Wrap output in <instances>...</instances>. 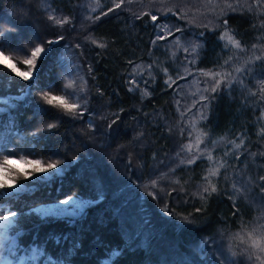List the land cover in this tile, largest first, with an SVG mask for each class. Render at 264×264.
Segmentation results:
<instances>
[{
	"label": "trees",
	"instance_id": "trees-1",
	"mask_svg": "<svg viewBox=\"0 0 264 264\" xmlns=\"http://www.w3.org/2000/svg\"><path fill=\"white\" fill-rule=\"evenodd\" d=\"M235 1L245 8L232 3L233 11L209 25L191 26L188 16L166 8L170 3L162 13L153 10L159 0H0V44L10 45L5 55L19 70L27 71L21 62L36 46L51 48L37 60L30 96L5 114L14 119L0 128V150L7 149L0 160L14 152V159H38L45 166L60 161L48 173L16 177L23 191L0 198V206H7L0 215L17 212L10 247L0 257L11 249L8 258L29 264L21 258L42 246L62 264H244L241 253L237 262L229 258L235 239L228 240L263 225L254 205H264V85L251 86L242 76L244 89L231 85L201 95L191 86L195 71L203 88L205 73L238 66L232 64L237 51L225 46L223 33L244 52H264V14L253 2ZM261 68L264 63L254 64L252 74ZM33 80L0 65V97L22 95ZM69 81L72 87H66ZM44 93L79 108L66 112L48 105ZM199 97L207 108L199 111L198 128L223 143L214 157L224 167L209 183L208 160L187 165L180 154L189 140L185 127L203 106ZM28 166L23 171H31ZM36 176L44 179L34 183ZM240 183L247 194L237 195ZM69 197L97 203L74 223L34 212ZM130 206L137 214L129 216ZM63 236L68 240L57 243Z\"/></svg>",
	"mask_w": 264,
	"mask_h": 264
},
{
	"label": "rangeland",
	"instance_id": "rangeland-1",
	"mask_svg": "<svg viewBox=\"0 0 264 264\" xmlns=\"http://www.w3.org/2000/svg\"><path fill=\"white\" fill-rule=\"evenodd\" d=\"M245 1H243L241 3L249 5L250 2H253L261 10V12L264 14V0H254V1L245 0ZM159 2L160 3L158 4V6H155L154 9L152 8L153 10H155L156 12L162 13L161 8L166 6L167 3H170L171 5H169L166 8H168L171 12H174L172 14H175V12L177 11L181 18L183 17L184 19H186L188 16V18H189L188 23L191 26L209 25L211 19H214L215 17H218L219 15L222 16V14H224V13H229L230 11H233L235 4H232V3H236L235 0H159ZM236 5L238 6L237 8H241V9L245 8V6H240L237 3H236ZM176 7L179 9H175ZM224 34L225 33H223L222 36H224ZM223 40L226 42V44L228 43L226 39H223ZM190 46L193 47L191 43H190ZM229 46H231V45H229ZM178 48L180 49L181 47H178ZM232 48L237 51V57H235V58L238 59L232 64H236V65L238 64V66L235 67L231 71H229V70L228 71H222V72L219 71L216 73H210L209 75H205L206 77L203 79V86H204L203 88L197 87V83H196L197 80H195V78H197V73H196V71L193 72L195 74H194V78H192V79H194V81L191 83V86H194L192 88V92H198V93H201V95H203V93H206V94L208 93L207 95H209L210 93H212V88L215 86V83L217 80L221 81L219 88L230 89L231 85H235L236 88L238 86H241L242 87L241 89H244L243 87H246L245 83H243L240 80L241 79L240 77H242V76L245 80L252 81L251 86H253L252 84H254L255 86H259L260 84L264 85V78H262L261 81H259L260 78L262 76H264V71L262 68L260 70L258 69L259 71L255 70L257 74H252L254 64L264 63V62H262V60L264 61V52H261L262 54L259 52V50H254V51L249 50V51L244 52L245 50H242L241 47L239 49H236L234 47H232ZM182 51L186 52V49L182 48ZM190 52H192V50H190ZM238 53H240L242 55L239 56ZM257 57H259V59H257ZM239 61H240V63H239ZM189 62H190V60L187 63L189 64ZM236 69H241V72H237ZM8 70H10V69H8ZM22 72H24V71H22ZM182 73L189 74V73H191V71L190 70L186 71V69H185L184 71H182ZM217 73H219V75H217ZM13 74H15V73H13ZM34 75H35V69L32 72L31 78L27 81L23 80L19 76H17V77H19L21 80H23L25 82H29V81L33 80ZM229 84H230V86H229ZM195 85H196V87H195ZM197 101H199L200 105H203V106H202L201 110H200V107L195 108V109H197V111L195 112L194 115H191L190 120L188 122L189 123L188 126L185 125L186 126L185 127L186 136H187V138H189V140L185 144H183L184 146H183V149L180 152V154L183 155V158L185 160H187V163H186L187 165H188L189 161L195 162L198 159H202V158L208 160L210 166H209V175H207V179H208V183H209V181L211 182L212 179L215 178V176L218 174V171H220L223 168V167H220V165L221 164L224 165V163L218 159H215V157H214V152H215L214 150L219 148L220 146H222L223 143L213 142V141L208 140V138L198 128V120L200 118H202V117H199V116H202V113H200L199 111L202 112V110H205V112H206L207 100L201 99V97H199ZM192 109L193 108H190V111ZM192 113H193V111H192ZM186 121H188V120L186 119ZM193 123H195V126H196L195 129H193V127H192ZM172 131H175V128L172 129ZM179 132H180V130H179ZM174 133H176V131ZM182 133H184V129L182 130ZM198 135H199V140H200L199 145H197V136ZM225 144H226V146H228L227 143H225ZM187 145H192L191 151L188 150V148L186 147ZM16 160H19V159H16ZM182 164H183V160H182V162L177 163V165H182ZM15 167L20 169L21 171L29 168V166L25 163H17V164H15ZM213 172H215L216 174L213 175ZM44 177L49 178L50 175L45 174ZM167 178L169 180H171L170 177H167ZM253 185H251V186H253ZM17 188L18 187H15V188L9 187L8 188L9 192H5V193H12L13 194V193L20 192V191H16ZM245 190H246V184L240 183V188L237 189L236 193H237V195L242 194V193L245 194L246 193ZM0 192H2V191H0ZM7 196H10V195L0 196V198L7 197ZM143 198L144 197L141 196V199H143ZM74 202H75L74 200L69 201L68 207H69L70 211H71L72 204ZM55 207H63V205L58 203V204H54V205H48L45 207H38L34 210V212L36 214H39L40 217H42L41 216V210L42 209H44V208H55ZM130 207L131 208L129 209V216L137 214V209H135L133 206H130ZM254 208L261 213L260 218L262 219L263 225H261V226L258 225V227L253 225L251 227V232L244 233V234L237 236V237L235 236L234 238L228 240V241H234V239H235V242H234L235 244L231 245L232 246V252L230 254H228L229 258L234 260V262H237V256H239V253H241L244 256V264H261V260H264V253H258L249 247L248 234L249 233L258 234L260 232H264V205L259 200V201H257V204L254 205ZM77 217H79V216L71 217V219H75ZM57 218H68L69 219V217L67 215L57 217ZM135 222H136L135 219L130 220L131 224H133ZM0 223H3V222H0ZM241 238H243V240ZM9 239H10V236L8 234V240ZM8 240L3 241L2 239H0V251L3 249L8 250V248L10 247V245L8 244ZM257 255L261 256V260L256 259ZM249 256H251V259H249ZM8 259L11 260L10 258H8ZM18 260H19V258L16 259L15 261H12L13 264H16V262H18ZM226 261H230V260L226 259Z\"/></svg>",
	"mask_w": 264,
	"mask_h": 264
},
{
	"label": "snow or ice",
	"instance_id": "snow-or-ice-1",
	"mask_svg": "<svg viewBox=\"0 0 264 264\" xmlns=\"http://www.w3.org/2000/svg\"><path fill=\"white\" fill-rule=\"evenodd\" d=\"M115 7L119 8L120 5L116 4ZM111 11V9H109ZM49 19H55L54 17H49ZM151 19L155 21L157 19V16H152ZM67 20H55L56 24L63 25L66 23ZM12 30L10 29L9 32ZM179 31V30H177ZM171 35V33H169ZM159 39H163L164 37H158ZM8 39V37H6ZM221 39H226L227 44L231 45L232 47L239 49L240 48V42L235 40L233 36L225 33L224 36L221 37ZM58 43V41H56ZM54 43V41H48V44L51 45ZM102 46V45H101ZM10 45L8 44H0V48L3 50H0V65H3L10 69L11 73H15L16 76L21 77L23 80H29L31 78L33 70L36 68L37 60L38 59H44L47 57V55L51 52V48H45L43 46H36L30 54V58L23 60L21 63L28 66L27 71H20L16 63L12 62L11 57L8 55H5V51L9 50ZM197 47H192V52H196ZM259 59V57H257ZM237 72H241V69H236ZM205 75H209L208 73H205ZM219 75V73H217ZM38 81V77L33 80L32 85L26 86V91H24L23 95L21 96H7V97H0V128H8L14 119L12 116L8 115L5 116L6 113H9L12 109L18 108L19 104L18 102L22 101L25 96H30V89L32 86H34ZM221 81L217 80L215 83V86L212 88V92H216L217 88H219ZM230 86V84H229ZM66 87H72V82L69 81ZM131 90V89H130ZM42 99L48 104L56 107H60L66 112H74L76 109L79 108V105L76 103H70L68 100L63 96H56L51 95L49 93H44L42 96ZM201 99H205V97H201ZM49 127H53V125H49ZM193 129H195V123L192 125ZM199 135L197 136V145H199ZM189 151H191L192 145L186 146ZM235 147H240V145H236ZM0 152H7V149L0 150ZM15 153H8L4 154L2 160H0V189L5 188H15L16 187V177L23 175L25 179H29L33 176V173H48L49 170L57 169L58 163L57 162H49L46 164L42 163L41 160H32V159H25L23 156L19 158V160L14 159ZM193 161H189V163H192ZM17 163H25L27 165L31 166V171H23L21 172L20 169L15 167V164ZM220 167H224L223 164L220 165ZM216 173L213 172V175ZM44 179L42 176H36L35 182H39L40 180ZM24 186L21 185L19 188L16 189V191H23ZM215 186H213L212 191H215ZM207 191V189H205ZM12 193H5L0 192V196L5 195H11ZM102 195V193H101ZM74 200L75 202L72 204L71 211L69 209V201ZM63 207H55V208H44L41 210V216L42 217H61L67 215L69 217V223H74L75 221L71 219V217L79 216L81 219L86 215V209L94 204L97 203L95 199L92 200H83V199H77L74 197H69V199H65L59 202ZM7 206H0V208H4ZM23 216V213L20 214ZM17 217V212L15 211H8V215H0V239L3 241L8 240V232L10 229L13 228L14 224L17 223V220L14 219ZM243 240V238H241ZM60 240H68L67 236L59 237L57 239V243L60 242ZM248 241H249V247L252 250H255L258 253H264V232H260L258 234L249 233L248 234ZM15 246V240L12 241V247ZM73 247H75V241H73ZM11 249H9V252L6 253L3 257H0V264H13L12 260L8 259V255L10 254ZM118 255L117 252H113L112 256ZM42 257H46V264H62V261L60 258L53 259L49 254L46 253L44 248L42 246H37L32 249L31 255L21 258V261L27 260L29 261V264H32V262L37 261L38 259H41ZM249 259H251V256H249ZM257 260H261V256H256ZM41 264H45L44 260L41 259ZM107 264H111V261L107 262ZM261 264H264V260H261Z\"/></svg>",
	"mask_w": 264,
	"mask_h": 264
}]
</instances>
